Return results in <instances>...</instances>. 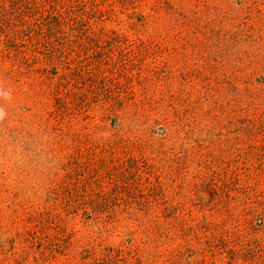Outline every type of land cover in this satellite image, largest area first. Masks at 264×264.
Returning a JSON list of instances; mask_svg holds the SVG:
<instances>
[{
  "label": "rangeland",
  "instance_id": "obj_1",
  "mask_svg": "<svg viewBox=\"0 0 264 264\" xmlns=\"http://www.w3.org/2000/svg\"><path fill=\"white\" fill-rule=\"evenodd\" d=\"M0 264H264V0H0Z\"/></svg>",
  "mask_w": 264,
  "mask_h": 264
}]
</instances>
